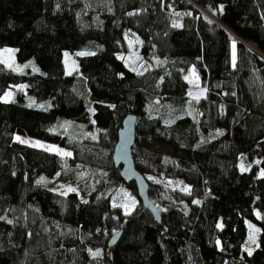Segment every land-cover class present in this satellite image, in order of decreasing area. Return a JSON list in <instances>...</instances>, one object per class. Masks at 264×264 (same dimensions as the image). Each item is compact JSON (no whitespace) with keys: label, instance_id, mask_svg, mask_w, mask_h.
Instances as JSON below:
<instances>
[{"label":"trees","instance_id":"16d2710c","mask_svg":"<svg viewBox=\"0 0 264 264\" xmlns=\"http://www.w3.org/2000/svg\"><path fill=\"white\" fill-rule=\"evenodd\" d=\"M128 37L135 69L125 64ZM3 47L37 70L0 63V264H264V0H0ZM64 51L87 52L71 75ZM128 113L131 156L151 177L159 223L138 199L128 213L112 204L120 189L136 197L111 161ZM54 175L73 191L53 190ZM247 223L258 228L249 254Z\"/></svg>","mask_w":264,"mask_h":264},{"label":"rangeland","instance_id":"374dc122","mask_svg":"<svg viewBox=\"0 0 264 264\" xmlns=\"http://www.w3.org/2000/svg\"><path fill=\"white\" fill-rule=\"evenodd\" d=\"M127 42L129 45L130 53L125 59V64L128 68L130 69H135V61L137 60V41L135 38L128 37ZM233 41L231 42L230 45V52H231V65H233ZM249 47H251L249 45ZM87 52H75V53H70L67 51L62 52L61 60H62V65H63V71L65 75H71L74 72L77 71V63H76V57L86 55ZM235 58H236V51H235ZM0 63L12 70L16 69H31V70H37L36 65L33 63L32 60H26L22 64H18L15 59V49L11 47H3L0 48ZM185 79L189 84V96L191 98H197L203 95V90L200 89L198 86V74L196 72V69L194 67H190L186 74H185ZM14 90H24V84H17L14 85L12 89L7 90L3 96L1 97V101L3 102H8L11 99V93ZM10 93V95H9ZM25 101H30V104H27L32 107H38L39 109H47L48 105L46 103H35L32 101L31 98L28 96L24 97ZM32 102V103H31ZM19 138V139H17ZM12 140L18 143H21L23 145L33 147L39 150H43L49 153H53L56 155H59L61 157H70L71 156V151L68 149H65L57 144L50 143L41 139L33 138L27 135H22L18 133H14L12 136ZM26 141L27 143H25ZM151 148L154 150H157L159 152H162L164 154H170L171 149L166 146L162 145H157V144H151ZM239 170L240 171H246L247 166L243 164L242 162H239L238 164ZM57 175H54L52 178L49 179L51 183V188L55 190L58 193L61 194H66L68 192L73 191V188L69 184H61L57 181L56 179ZM149 179H151L150 176H148ZM72 189V190H70ZM138 200L137 198L130 192L125 189H120L112 202V204L116 207H119L124 213H128L132 208L135 207L137 204ZM247 236L245 239V242L242 244V250L244 251H250L251 246L254 245L253 247L256 246V234L258 233V228L257 226L247 223ZM250 237L255 238V243H253L250 239Z\"/></svg>","mask_w":264,"mask_h":264},{"label":"water","instance_id":"95a60500","mask_svg":"<svg viewBox=\"0 0 264 264\" xmlns=\"http://www.w3.org/2000/svg\"><path fill=\"white\" fill-rule=\"evenodd\" d=\"M134 126L135 116L130 113L126 114L117 130L116 141L111 153V161L115 168H119L120 179L126 184L132 183L134 185L136 197L141 206L148 210L156 223H159L160 216L157 209L147 196L148 178L136 170L131 156V146L134 141ZM120 233L121 231H117L109 237L107 240L108 247L116 244Z\"/></svg>","mask_w":264,"mask_h":264},{"label":"snow or ice","instance_id":"6c2138e0","mask_svg":"<svg viewBox=\"0 0 264 264\" xmlns=\"http://www.w3.org/2000/svg\"><path fill=\"white\" fill-rule=\"evenodd\" d=\"M235 47H236L235 42H233V45H232V48H233V64H235ZM9 95H10V93H9ZM17 139H19V138H17ZM24 142L27 143L26 141H24ZM70 190H72V189H70ZM218 227H220V225H218ZM250 239L253 243H255L254 237H250Z\"/></svg>","mask_w":264,"mask_h":264},{"label":"crops","instance_id":"0c3cea01","mask_svg":"<svg viewBox=\"0 0 264 264\" xmlns=\"http://www.w3.org/2000/svg\"><path fill=\"white\" fill-rule=\"evenodd\" d=\"M257 235H258V233L256 234V236H255V238H257ZM245 242V241H244ZM254 245H252L251 246V249H250V251H244V252H246L247 254H249V253H251V251L255 248V247H253ZM243 249V248H242Z\"/></svg>","mask_w":264,"mask_h":264}]
</instances>
